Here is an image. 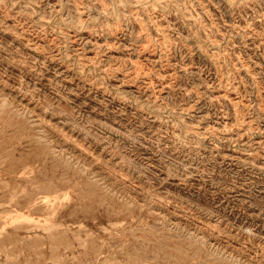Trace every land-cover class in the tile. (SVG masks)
Returning <instances> with one entry per match:
<instances>
[{"label":"rangeland","instance_id":"rangeland-1","mask_svg":"<svg viewBox=\"0 0 264 264\" xmlns=\"http://www.w3.org/2000/svg\"><path fill=\"white\" fill-rule=\"evenodd\" d=\"M0 264H264V0H0Z\"/></svg>","mask_w":264,"mask_h":264}]
</instances>
